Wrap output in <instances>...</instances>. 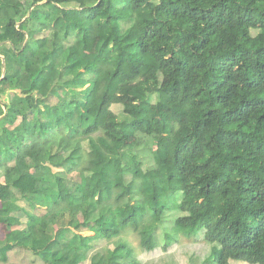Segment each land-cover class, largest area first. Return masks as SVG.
<instances>
[{"label": "trees", "instance_id": "1", "mask_svg": "<svg viewBox=\"0 0 264 264\" xmlns=\"http://www.w3.org/2000/svg\"><path fill=\"white\" fill-rule=\"evenodd\" d=\"M7 227L0 264H264V0H0Z\"/></svg>", "mask_w": 264, "mask_h": 264}, {"label": "rangeland", "instance_id": "2", "mask_svg": "<svg viewBox=\"0 0 264 264\" xmlns=\"http://www.w3.org/2000/svg\"><path fill=\"white\" fill-rule=\"evenodd\" d=\"M80 52L84 53V49L80 47ZM106 109L102 111L103 114H99V125H102V123L109 121V115L112 112L115 115H120L122 112V106L120 105H111V100L107 102ZM111 111V112H110ZM158 115H155L152 119V127L157 128L158 124ZM37 175V174H36ZM23 205V204H21ZM63 204H60V206H45L48 210V212L54 213L55 210L59 209V207H62ZM39 214L44 213L43 210L38 211ZM51 219V217L45 218L43 222H41V227L47 224V222ZM79 219H84V213L79 214ZM7 228H4L3 231H0V237H3V232L7 231ZM85 235H90L89 233H85ZM129 245L132 250L136 253V259L140 261L142 264H204L206 258L209 256V247L203 242L198 240L195 241H185L182 240L179 244H176L175 246L171 247L170 249H166L163 245H160L157 249H155L152 252H143L139 249L137 242L134 239H130ZM13 262H19V263H27L29 262V259L27 256L23 255H13L12 257ZM84 264V263H83ZM85 264H88L86 262ZM232 264H247L243 262H232Z\"/></svg>", "mask_w": 264, "mask_h": 264}, {"label": "crops", "instance_id": "3", "mask_svg": "<svg viewBox=\"0 0 264 264\" xmlns=\"http://www.w3.org/2000/svg\"><path fill=\"white\" fill-rule=\"evenodd\" d=\"M8 231H9V228H8ZM4 233V232H3ZM3 236H4V234H3ZM0 239H3V237H0Z\"/></svg>", "mask_w": 264, "mask_h": 264}]
</instances>
